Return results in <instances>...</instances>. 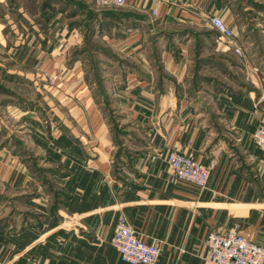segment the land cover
<instances>
[{
  "label": "crops",
  "instance_id": "1",
  "mask_svg": "<svg viewBox=\"0 0 264 264\" xmlns=\"http://www.w3.org/2000/svg\"><path fill=\"white\" fill-rule=\"evenodd\" d=\"M189 1L126 0L120 13L88 19V38L95 23L100 30L116 28L103 39L120 47L139 44L141 35L134 33L151 31L150 51L129 55L133 64L90 43L95 59L120 66L114 78L97 79L103 82L99 91L111 93L103 104L109 116L94 106L89 116L76 118L87 131L73 127L60 135L66 146L55 153L47 178L36 183L28 174L24 190L10 191L14 200L39 209L26 213L23 228L10 215L8 224L20 225L15 230L0 216V264H127L110 243L120 214L142 241L159 246L155 264H202L207 234L234 226L264 245V154L251 138L264 125V49L258 51L264 43L248 32L242 56L218 45L207 51L202 25L185 14ZM50 2L45 21L55 11L69 15L68 29L85 27L74 4ZM84 40L78 34L63 39L69 45ZM171 150L191 153L209 168L205 189L172 178L166 161ZM6 163L9 175H25L15 155ZM32 188L38 192L27 191Z\"/></svg>",
  "mask_w": 264,
  "mask_h": 264
},
{
  "label": "rangeland",
  "instance_id": "2",
  "mask_svg": "<svg viewBox=\"0 0 264 264\" xmlns=\"http://www.w3.org/2000/svg\"><path fill=\"white\" fill-rule=\"evenodd\" d=\"M50 1L0 0V216L5 217L6 227L13 230L20 225L8 224L10 215H16L17 223L23 228L24 222L27 223L24 216L29 211L36 212L39 204L27 205L23 203V198L14 200L10 191L18 193L24 190V177L28 174L36 179V183L40 177L47 178L45 173L56 166L55 153L66 146L60 135L73 127L80 132L87 131V125L81 124L78 128L76 118H86L94 106L102 108L101 115L109 116L104 108L107 106L103 104L109 99L106 95L111 97V93L99 91L103 82L97 79L100 75L114 78L120 66L115 62L104 65L95 59L90 43L104 46L133 64L136 62L130 58L133 53L150 51L148 38L152 34L148 30L134 33V36L141 35L139 44L130 41L131 44L120 47L103 39L104 34L118 32L116 28L100 30L95 23L92 29L96 27V30L92 32V38H88L91 29L88 19L98 22L106 12L120 13L127 2L122 7H115L97 0H63V7L70 4L78 7L83 15L81 20L85 22L84 28H74L72 33L70 28L65 27L69 15L55 16V11H52L53 20L45 21L47 13L51 12ZM186 3V10L191 9L185 13L189 14L188 19L202 25L208 36L207 51H216L218 45L219 49L238 56L231 48L226 49L223 44L219 46V36L208 23L213 15L233 28L234 40L242 53L244 46L247 47L248 32H251L250 38L254 37L261 45L264 43V0H190ZM151 15L155 17L156 12L152 11ZM70 34L83 35L85 40L69 45L63 39L66 40ZM80 47L84 48L81 54ZM263 49L261 46L258 51ZM75 57L78 59L75 60ZM13 155L25 168V175L20 170L9 175L6 160ZM46 159H49L48 164ZM51 188L48 186V201L53 196ZM28 190L33 194L38 192V189Z\"/></svg>",
  "mask_w": 264,
  "mask_h": 264
},
{
  "label": "built area",
  "instance_id": "3",
  "mask_svg": "<svg viewBox=\"0 0 264 264\" xmlns=\"http://www.w3.org/2000/svg\"><path fill=\"white\" fill-rule=\"evenodd\" d=\"M105 5L122 7L126 0H97ZM210 27L218 34L226 49L243 55L241 47L234 40L233 28L220 17L213 15L208 20ZM255 146L264 154V126H258L251 135ZM168 167L175 180H183L206 188L209 168L197 162L191 153L171 150L166 157ZM119 259L127 264H155L160 256L157 244H147L120 214L110 240ZM206 251L202 264H264V245L243 235L237 226L225 232L210 231L205 239Z\"/></svg>",
  "mask_w": 264,
  "mask_h": 264
}]
</instances>
